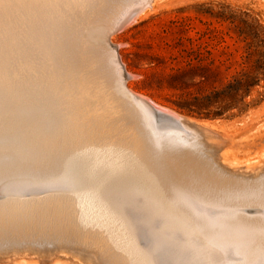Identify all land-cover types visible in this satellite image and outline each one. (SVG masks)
<instances>
[{"label": "rangeland", "instance_id": "rangeland-1", "mask_svg": "<svg viewBox=\"0 0 264 264\" xmlns=\"http://www.w3.org/2000/svg\"><path fill=\"white\" fill-rule=\"evenodd\" d=\"M16 1L0 0V102L2 103L0 104V110L2 111L0 112V118L2 117L0 120H3L0 121V187L2 186L6 190L0 188V264H102V259L105 261L104 264H117L118 261V264H264V253H262L264 247H249V250L240 247L235 240L236 235L234 233L236 232L233 228L227 224H222L223 219L229 216L240 203L232 194L234 192L232 187L237 186L235 181L233 183V178L250 180L259 172L264 174V0H49L50 4L48 0H30L31 3L29 0H20L23 3L19 0L20 3L18 1L16 3ZM150 1L153 6L150 5ZM26 4L31 5L28 7ZM143 5L146 6L142 9ZM144 8L147 9H145V12ZM24 13L26 16L23 15ZM64 15H66V18ZM74 16L83 20H77ZM55 20L59 22L56 24ZM61 20L63 21L61 22ZM72 20L74 24L71 27L68 24H72ZM55 24L61 30H64L62 24L65 25V28L68 26L67 29H69H65L67 30L65 32L60 30L61 33L54 26ZM52 25L56 29H53ZM121 27L123 31L119 32ZM57 31L60 32L61 36L58 35ZM76 33L79 35L77 36ZM63 34L64 36H62ZM110 34L112 35L109 36ZM58 36L61 37L60 39L68 37V41H63L64 43L61 41L64 46ZM68 43H72V46L78 45L72 47ZM66 45L69 46V49ZM113 49L114 51H112ZM60 54H62V57H60ZM96 54L104 57L111 64L114 73L120 78L119 81L127 89H130L133 94H137L143 100L149 99L155 104L182 115L201 126L204 140H207L206 142L212 148H217L216 164L222 163L227 167L224 172L217 173L201 163L199 164L198 161L191 158L192 152L187 147L180 148L179 153L176 154L167 151L166 148L168 149L178 142V144L189 146L185 136L179 130L171 128L170 125H162L164 119L155 115L142 99L141 104V101L128 98L122 94V84L109 79L104 74ZM117 55L121 57L126 73H130L132 76L129 80H126L125 73L121 75L124 80L121 76L119 77L117 62H115L118 59ZM66 57L70 59L65 60ZM42 65H46V67ZM16 69L19 71L18 73ZM19 75H21V78ZM251 84L253 86L247 94V87ZM35 86L36 88H34ZM70 89H73V91H70ZM111 94H113V97ZM88 96L91 100H88ZM108 96L110 97L108 98ZM88 101L89 103H87ZM101 101H104V105L106 104L108 107L106 105L101 106L103 105ZM105 101L107 103L110 101L111 106ZM114 101L116 105L118 104L117 106L113 105ZM92 103L93 106H91ZM80 105L82 109L79 108ZM105 107L106 110H109L108 112L104 109ZM88 108L90 111H87ZM98 109L103 112H99ZM112 109L113 111H111ZM116 110L119 112L117 113ZM126 110L127 112L123 113ZM80 113L82 114L80 115ZM107 113H109V116ZM135 113L137 114L135 115ZM111 114L114 115L111 116ZM82 115L84 117H81ZM95 115L101 118L99 119ZM127 116L129 119H127ZM102 118L104 121H101ZM119 118H122L124 124L121 123L122 120ZM106 122L108 123L106 124ZM116 123L119 126H116ZM8 127L10 128L8 129ZM112 128L114 130H111ZM123 132H126L125 135ZM144 132H146V135H144ZM135 133L137 138H135ZM68 137L69 139H67ZM127 140L130 141L129 144ZM115 141L117 143L121 141L122 144L119 143L120 147ZM52 142L54 143L52 144ZM127 144L132 148L128 146V149ZM137 145L140 148H137ZM141 148L145 152L138 151ZM98 149H102V152ZM121 150L123 153H120ZM112 152L114 153L112 154ZM177 156H181L179 160ZM16 160L18 164H15ZM20 161L25 166H22ZM9 166L10 168H8ZM118 166L119 168H116ZM134 167L135 169H133ZM120 168L122 169L120 170ZM74 169H77V172ZM117 169L119 170L117 171ZM225 171L227 172L225 173ZM229 173L231 174L229 175ZM26 174L28 177L25 176ZM82 176L85 178H82ZM165 178L167 179L165 180ZM231 178L232 182H228ZM94 180L97 182H94ZM182 181L184 182L182 183ZM107 183L108 185H105ZM130 183L133 185L130 186ZM7 184L11 185L8 190L6 189L9 187ZM12 188L13 190H11ZM18 188L19 190H17ZM10 190L13 192H10ZM85 192L87 193L85 194ZM89 192H92L91 196L93 198L94 195H99V197L98 195L95 197V201L100 200L97 202L99 205L96 206L100 209L93 208L96 205L95 198H91L88 195ZM29 193L31 194L29 195ZM212 194L215 196L213 197ZM262 195L259 198L264 203L262 200L264 196ZM89 197L91 200H86ZM83 201L92 202V207L89 206L90 204L88 205V202L83 204ZM82 205L84 208L81 207ZM85 206L90 207V210ZM16 208L18 209L16 210ZM263 208L264 206L247 207L248 210L243 209V213L262 216L264 214ZM84 209H86V212ZM94 209L98 213L93 212ZM65 211L67 212L65 213ZM186 211L188 212L186 213ZM99 212L101 215H98ZM119 213L121 216L123 215L122 218ZM114 217L117 219L115 218V220ZM119 217L120 219H118ZM113 219L114 224L117 223V226H114L111 222ZM45 220L47 224L44 223ZM106 220H111L110 224H107L109 221ZM127 220L129 223H127ZM53 221L59 223L56 224ZM60 221H62L61 224ZM65 221L67 224H64ZM104 224L107 225H105V228L109 227L110 229L103 228ZM118 224L122 226L121 228L124 231ZM81 225L84 232L78 230ZM59 226L60 228H58ZM55 227L58 231L55 230ZM115 227L119 231L115 230ZM67 228L69 231H67ZM187 228H190V232ZM76 229L77 235L74 231ZM106 230L113 232L106 233ZM70 231L74 232L71 233ZM79 232L83 234H79ZM135 233H138V235H133ZM80 235L83 239H86L83 240ZM131 236L135 238L133 239ZM141 236L143 237L139 244ZM185 236L186 238H184ZM73 237H75V240ZM90 238L91 241L88 240ZM115 238L121 241L118 242ZM77 239L79 242H76ZM106 239L111 243H108ZM123 240H125V243ZM105 241L112 245H108ZM27 242H32L30 247ZM192 242L198 246L192 244ZM70 243L71 245H69ZM132 243L140 251L141 249L146 250L147 247H153L150 252L152 255L146 257V260L143 259V262H138L132 255L127 253L126 246ZM92 244L93 246H91ZM78 245H81V247L78 248ZM72 246H76V248L74 247L76 250ZM192 246L196 249H193ZM115 247L117 248L113 249ZM138 247L142 248L139 249ZM159 248L162 250H157ZM121 249L125 250V253ZM203 252L205 253L202 254ZM117 253L118 255H116ZM170 253L172 254L170 255ZM123 254L128 256L124 255V257ZM121 256L123 257L121 258ZM222 256L224 257L222 258ZM185 257L187 258L185 259ZM124 258H126L125 262L123 261Z\"/></svg>", "mask_w": 264, "mask_h": 264}, {"label": "bare ground", "instance_id": "bare-ground-1", "mask_svg": "<svg viewBox=\"0 0 264 264\" xmlns=\"http://www.w3.org/2000/svg\"><path fill=\"white\" fill-rule=\"evenodd\" d=\"M14 1V0H13ZM16 1V0H15ZM18 1V0H17ZM17 1H16V3H17ZM20 1V0H19ZM18 1V2H19ZM25 1H27V0H25ZM37 1H39V0H37ZM36 1V2H37ZM42 1V0H41ZM49 1V0H48ZM65 1H67V0H65ZM140 1V0H139ZM152 1V0H151ZM151 1H150V5H151ZM20 2H22V1H20ZM19 2V3H20ZM29 2L31 3V1L29 0ZM60 2V1H59ZM23 3V2H22ZM34 3H35V1H34ZM44 3V2H43ZM54 3V2H53ZM58 3V2H57ZM68 3V2H67ZM37 4H38V2H37ZM36 4V5H37ZM40 4V3H39ZM47 4V3H46ZM45 4V5H46ZM49 4H50V1H49ZM98 4V3H97ZM148 4H149V2H148ZM148 4H146L147 5V7H149V5ZM1 5V4H0ZM18 5V4H17ZM27 6H28V4H26ZM31 5V4H30ZM29 5V6H30ZM101 5V4H100ZM146 5H143L142 6V9H143V7H145ZM28 6V7H29ZM57 6V5H56ZM80 6V5H79ZM132 6V5H131ZM138 6H139V4H138ZM151 6H153V4L151 5ZM15 7V6H14ZM19 7V6H18ZM24 7V6H23ZM33 7V6H32ZM47 7V6H46ZM48 7H50V6H48ZM104 7V6H103ZM11 8V7H10ZM9 8V9H10ZM53 8V7H52ZM95 8V7H94ZM151 8V7H150ZM18 9V8H17ZM16 9V10H17ZM21 9V8H20ZM28 9V8H27ZM35 9V8H34ZM37 9V8H36ZM47 9V8H46ZM78 9V8H77ZM142 9H140V10H142ZM145 9L146 8H144V12H145ZM149 9V8H148ZM21 10H23V9H21ZM92 10V9H91ZM99 10V9H98ZM104 10V9H103ZM102 10V11H103ZM147 10V9H146ZM43 12V11H42ZM141 12H143V11H141ZM141 12H139V13H141ZM4 13V12H3ZM17 13V12H16ZM71 13V12H70ZM121 13V12H120ZM138 13V14H139ZM33 14V13H32ZM63 14H65V13H63ZM72 14V13H71ZM11 15H12V13H11ZM23 15H25V13L23 14ZM38 15V14H37ZM40 15V14H39ZM78 15V14H77ZM105 15V14H104ZM15 16V15H14ZM26 16V15H25ZM63 16V15H62ZM62 16H60V18L62 17ZM65 16V18H66V15H64ZM73 16V15H72ZM71 16V17H72ZM2 17V16H1ZM13 17V16H12ZM21 18H22V15L20 16ZM58 17V16H57ZM77 17V16H76ZM75 16H74V18H76ZM80 17V16H79ZM82 17V16H81ZM70 18V17H69ZM100 18V17H99ZM115 18V17H114ZM137 18V17H136ZM61 19H63V18H61ZM68 19V18H67ZM77 19V18H76ZM82 19V18H81ZM80 18L79 19H77V20H81ZM9 20V19H8ZM17 20V19H16ZM58 20V19H57ZM65 20V19H64ZM69 20V19H68ZM67 20V22H69ZM83 20V19H82ZM86 20V19H85ZM63 20H61V22H62ZM87 21V20H86ZM57 22H59V21H57ZM57 22H56V20H55V23L57 24ZM72 22H73V20H72ZM77 23V22H76ZM75 23V24H76ZM81 23V22H80ZM79 23V24H80ZM16 24V23H15ZM30 24V23H29ZM56 24L54 25V26H56ZM68 24V23H67ZM74 24V22L72 23V24H68V25H71V27H72V25ZM78 24V23H77ZM98 24V23H97ZM63 25V26H62ZM62 25H60V26H62L61 28L62 29H64V30H61V29H59L57 26V28L59 29V31L61 30V31H67L68 29H67V27L65 28V25L64 24H62ZM86 25V24H85ZM14 26V25H13ZM20 26V25H19ZM23 26V25H22ZM26 26V25H25ZM53 26V25H52ZM53 26V29H56V27H54ZM75 26V25H74ZM80 26V25H79ZM1 27V26H0ZM83 27V26H82ZM44 28V27H43ZM77 28V27H76ZM65 29H67V30H65ZM75 29V28H74ZM74 29H73V32H74ZM7 30V29H6ZM13 30V29H12ZM25 30V29H24ZM77 30V29H76ZM22 31V30H21ZM56 31V30H55ZM60 31V32H61ZM95 31V30H94ZM26 32V31H25ZM41 32V31H40ZM48 32V31H47ZM60 32H58L57 31V33H58V35L59 36H61L59 33ZM20 33V32H19ZM62 33V32H61ZM67 33V32H66ZM66 33H64V34H66ZM78 33V32H77ZM76 33V34H77ZM64 34L62 35V36H64ZM72 34H74V33H72ZM71 34V35H72ZM114 34V33H113ZM1 35V34H0ZM67 35V34H66ZM70 35V36H71ZM79 34H77V36H78ZM99 35V34H98ZM112 34H110L109 36H111ZM2 36H3V34H2ZM18 36V35H17ZM59 36H58V38H59ZM67 36H69V35H67ZM72 36H74V35H72ZM5 37H7L6 35H5ZM13 37V36H12ZM12 37H10V38H12ZM66 37V36H65ZM1 38V37H0ZM15 38V37H14ZM20 38H22V37H20ZM29 38V37H28ZM36 38V37H35ZM61 38V37H60ZM59 38V39H60ZM85 38V37H84ZM27 39V38H26ZM65 39V38H64ZM64 39H60V42L62 41H68V37H66V39L64 40ZM80 39V38H79ZM110 39H112L111 37H110ZM6 40V39H5ZM70 40V39H69ZM75 40V39H74ZM95 40V39H94ZM77 41V40H76ZM13 42H14V39H13ZM59 42V41H58ZM61 42V43H62ZM71 42V41H70ZM69 42V43H70ZM79 42V41H78ZM83 42V41H82ZM110 42V41H109ZM64 43V42H63ZM63 43H62V45H63ZM68 43V44H69ZM99 43H101V42H99ZM21 44H22V42H21ZM76 44V43H75ZM110 44H111V42H110ZM72 46V43L71 44H69V46ZM78 45V44H77ZM77 45H73V46H77ZM99 45V44H98ZM112 45V44H111ZM13 46V45H12ZM59 47L61 46V45H58ZM64 46V45H63ZM67 46V45H66ZM69 46H67V48L69 49ZM72 46V47H73ZM27 47V46H26ZM53 47V46H52ZM85 47V46H84ZM87 47V46H86ZM93 47V46H92ZM21 48V47H20ZM57 48V47H56ZM62 48V47H61ZM65 48V47H64ZM71 48V47H70ZM75 48V47H74ZM120 48V47H119ZM11 49V48H10ZM9 49V50H10ZM60 49V48H59ZM72 49V48H71ZM115 49V48H114ZM114 49L112 50V51H114ZM1 50V49H0ZM12 50V49H11ZM24 50V49H23ZM61 50V49H60ZM64 50H66V49H64ZM101 50V49H100ZM119 50V49H118ZM6 51V50H5ZM15 51V50H14ZM37 51V50H36ZM62 51H63V49H62ZM106 51V50H105ZM28 52V51H27ZM63 52H65L66 53V51H63ZM73 52V51H72ZM91 52V51H90ZM90 52H89V55H90ZM95 52V51H94ZM104 52V51H103ZM116 52H117V50H116ZM32 53V52H31ZM60 53H62V52H60ZM65 53H63V54H65ZM99 53V52H98ZM100 53H102V52H100ZM99 53V54H100ZM106 53V52H105ZM104 53V54H105ZM12 54H13V52H12ZM21 54V53H20ZM73 54V53H72ZM79 54V53H78ZM95 54V53H94ZM103 54V53H102ZM16 55V54H15ZM19 55V54H18ZM33 55V54H32ZM37 56H38V54H36ZM62 54H60V57H62L61 56ZM81 55V54H80ZM85 55V54H84ZM97 55V54H96ZM106 55H107V53H106ZM106 55H105V57H106ZM114 55V54H113ZM112 55V56H113ZM2 56V55H1ZM20 56V55H19ZM83 56V55H82ZM81 56V57H82ZM115 56H116V54H115ZM118 56V55H117ZM4 57V56H3ZM2 57V58H3ZM9 57V56H8ZM7 57V58H8ZM17 57V56H16ZM24 57H25V55H24ZM43 57V56H42ZM20 58V57H19ZM19 58H18V60H19ZM36 58V57H35ZM75 58V57H74ZM109 58V57H108ZM111 58H113V57H111ZM121 58V57H120ZM12 59V58H11ZM49 59V58H48ZM67 59V57L65 58V60ZM68 59H70V58H68ZM67 59V60H68ZM97 59H98V61L100 62V65H101V68L103 69V72H104V74L109 78V79H112L113 81H117V82H120L119 80H120V78H118V76H116V73H114V71H113V69H112V66H111V64H109L108 62H107V60L104 58V57H100L99 55H97ZM115 59V58H114ZM113 59V60H114ZM6 60V59H5ZM10 60V59H9ZM22 60V59H21ZM63 60V59H62ZM109 60H110V58H109ZM112 60V61H113ZM16 61V60H15ZM111 61V60H110ZM18 62V61H17ZM38 62V61H37ZM42 62V61H41ZM44 62V61H43ZM85 62V61H84ZM114 62V61H113ZM115 62H117L116 63V65L118 66L117 67V71H118V74H119V77L123 74V73H125V71L123 70V68L121 67V65H120V63H119V61H118V59L115 61ZM123 62V61H122ZM4 63H5V61H4ZM31 63V62H30ZM75 63V62H74ZM111 63V62H110ZM15 64V63H14ZM23 65L25 64V63H22ZM40 64H42V63H40ZM67 64H69V63H67ZM95 64V63H94ZM114 64V63H113ZM18 65V64H17ZM16 65V66H17ZM27 65V64H26ZM25 65V66H26ZM115 65V64H114ZM114 65H113V67H114ZM15 66V65H14ZM19 66V65H18ZM24 66V67H25ZM42 66H45L46 67V65H42ZM50 66V65H49ZM69 66H70V64H69ZM68 66V67H69ZM74 66V65H73ZM31 67V66H30ZM75 67H77V66H75ZM93 67V66H92ZM12 68V67H11ZM16 68V67H15ZM54 68V67H53ZM71 68V67H70ZM84 68V67H83ZM90 68V67H89ZM116 68V67H115ZM20 69V68H19ZM45 69V68H44ZM92 69V68H91ZM56 70V69H55ZM25 71H27V70H25ZM33 71V70H32ZM82 71V70H81ZM3 72V71H2ZM1 72V73H2ZM16 72L18 73L19 71H17V69H16ZM96 72V71H95ZM21 73V72H20ZM60 73V72H59ZM11 74V73H10ZM30 74V73H29ZM61 74V73H60ZM77 74V73H76ZM81 74H83V73H81ZM87 75H88V73H86ZM18 75V74H17ZM24 76H25V74H23ZM27 75V74H26ZM93 75V74H92ZM105 75H103V76H105ZM129 75V77L130 78H132V76L130 75V73L128 74ZM0 76H1V74H0ZM8 76V75H7ZM21 75H19V77H20ZM31 76V75H30ZM36 76V75H35ZM73 76V75H72ZM102 76V75H101ZM124 76H125V74H124ZM134 76V75H133ZM16 77H18V76H16ZM62 77V76H61ZM76 77H78V76H76ZM75 77V78H76ZM90 77V76H89ZM122 77V76H121ZM1 78V77H0ZM21 78V77H20ZM31 78V77H30ZM52 78V77H51ZM80 78V77H79ZM124 77H122V79H123ZM135 78V77H134ZM133 78V79H134ZM4 79H5V77H4ZM14 80H15V78H13ZM12 79V80H13ZM16 79H18V78H16ZM60 79V78H59ZM72 79V78H71ZM74 79V78H73ZM93 79V78H92ZM102 79V78H101ZM27 80V79H26ZM85 80H86V78H85ZM95 80V79H94ZM106 80V82H107V78L105 79ZM124 80V79H123ZM9 81V80H8ZM36 81V80H35ZM53 81V80H52ZM88 81V80H87ZM30 82V81H29ZM53 82H55V81H53ZM68 82V81H67ZM76 82V81H75ZM9 83V82H8ZM28 83V82H27ZM121 83V82H120ZM55 84V83H54ZM107 84V83H106ZM122 84V83H121ZM50 85H52V84H50ZM116 85V84H115ZM12 86V85H11ZM76 86V85H75ZM119 86V85H118ZM41 87V86H40ZM49 87V86H48ZM74 87V86H73ZM34 88H36V86L34 87ZM55 88V87H54ZM107 88V87H106ZM60 89V88H59ZM64 89V88H63ZM67 89V88H66ZM69 89V88H68ZM78 89H81V88H78ZM104 89V88H103ZM1 90V89H0ZM13 90V89H12ZM22 90V89H21ZM61 90V89H60ZM75 90V89H74ZM5 91V90H4ZM62 91V90H61ZM70 91H73V89L71 90L70 89ZM76 91V90H75ZM100 91H101V89H100ZM38 92V91H37ZM80 92V91H79ZM63 93V92H62ZM72 93V92H71ZM121 93L122 94H124L125 96H127L128 98H135V99H137L136 97H134L133 96V94H132V91H130V89H127L126 88V86L124 85V84H122L121 85ZM8 94V93H7ZM18 94V93H17ZM30 94V93H29ZM50 94V93H49ZM105 94V93H104ZM44 95V94H43ZM81 95H82V93H81ZM107 95V94H106ZM109 95V94H108ZM137 95V94H136ZM5 96V95H4ZM6 96H8V95H6ZM20 96V95H19ZM27 96V95H26ZM52 96V95H51ZM79 96V95H78ZM87 96V95H86ZM90 96V95H89ZM89 96H88V100L90 99L91 100V98H89ZM96 96V95H95ZM100 96V95H99ZM111 96L113 97V94H111ZM116 96V95H115ZM40 97V96H39ZM81 97V96H80ZM110 96H108V98H109ZM139 97V96H138ZM24 98V97H23ZM31 98V97H30ZM52 98V97H51ZM102 98V97H101ZM104 98V97H103ZM107 98V99H108ZM115 98V97H114ZM140 98V97H139ZM38 99V98H37ZM53 99V98H52ZM68 99V98H67ZM80 99V98H79ZM86 99V98H85ZM98 99V98H97ZM97 99H96V101H97ZM113 99V98H112ZM142 98H140V99H137V100H139V101H141V104H142V100H141ZM12 100V99H11ZM28 100V99H27ZM81 100V99H80ZM103 100V99H102ZM104 100H106V99H104ZM147 100H149V99H147ZM34 101V100H33ZM38 101V100H37ZM50 101V100H49ZM68 101V100H67ZM112 101V100H111ZM116 101H117V98H116ZM129 101V100H128ZM151 101V100H150ZM71 102V101H70ZM86 102V101H85ZM104 101H101V103H103ZM106 102V101H105ZM110 102V101H109ZM109 102L107 103V104H109ZM148 107H149V109H151V111H153L154 113H155V115L157 114L156 113V110H154L149 104H147L145 101H143ZM155 106H158L159 108H162V109H164V110H166L169 114H171V115H174V116H176V117H178L180 120H181V124H182V126H183V130H179V132L182 134V135H184L185 136V139L188 141V144H189V146H187V145H182V144H178L177 142V144L176 145H172V146H170L168 149L166 148V150L167 151H169V152H172V153H179V150H180V148H184V147H187V148H189V150L192 152V154H191V158L192 159H194V160H196V161H198V163L200 164H202L203 166H205L206 168H209V169H211V170H213L214 172H217V173H223L224 172V170L227 168L226 166H224L222 163H219V164H216V160H217V158H216V154H217V148H212V146L211 145H209L204 139V136H203V130L200 128L201 126H199V125H197L196 123H194L193 121H191V120H189L188 118H186V117H184V116H182V115H179V114H177V113H174V112H171L170 110H167V109H165V108H163V106L161 107V106H159V105H157V104H155L153 101H151ZM87 103H89V101L87 102ZM112 103V102H111ZM133 103V102H132ZM131 103V104H132ZM0 104H2L1 102H0ZM9 104V103H8ZM15 104V103H14ZM52 104V103H51ZM70 104V103H69ZM76 104V103H75ZM84 104H86V103H84ZM133 104H135V103H133ZM91 105V104H90ZM90 105L88 106L89 108H90ZM106 105V104H105ZM104 105V103H103V105H101V106H105ZM113 105H115V106H117L116 104H115V101H114V104ZM144 105V104H143ZM146 105H144V106H146ZM38 106H40V105H38ZM81 106V105H80ZM91 106H93V103H92V105ZM97 106V105H96ZM107 106V105H106ZM109 106H111L110 104H109ZM134 106V105H133ZM132 106V107H133ZM28 107V106H27ZM42 107V106H41ZM100 107V106H99ZM108 107V106H107ZM43 108V107H42ZM41 108V109H42ZM79 108H81L82 109V106L81 107H79ZM87 108V107H86ZM89 108L87 109V111L89 110ZM92 108V107H91ZM97 108V107H96ZM113 109H114V107H112ZM45 109V108H44ZM78 109V108H77ZM105 110H106V107L104 108ZM113 109L111 110V111H113ZM117 109V108H116ZM147 109V108H146ZM3 110V109H2ZM7 110H10V109H7ZM15 110V109H14ZM13 110V111H14ZM83 110H85V109H83ZM92 110V109H91ZM96 110V109H95ZM99 110V112H101L100 111V109H98ZM102 110H103V108H102ZM123 110V109H122ZM128 110V109H127ZM127 110L126 111H123V113L124 112H127ZM11 111V110H10ZM78 111V110H77ZM86 111V110H85ZM87 111H86V113H87ZM90 111V110H89ZM107 112L109 111V110H106ZM117 111V110H116ZM121 111V110H120ZM138 111V110H137ZM0 112H2L1 110H0ZM4 112H5V109H4ZM84 112V111H83ZM99 112H97V113H99ZM103 112V111H102ZM101 112V113H102ZM119 111H117V113H118ZM129 112V111H128ZM134 112V111H133ZM78 113V112H77ZM86 113H85V115H86ZM89 113V112H88ZM93 113V112H92ZM95 114H96V112H94ZM106 113V112H105ZM116 113V112H115ZM142 113H144V112H142ZM4 114V113H3ZM13 114V113H12ZM20 114V113H19ZM75 114V113H74ZM82 113H80V115H81ZM109 113H107V115H108ZM120 114V113H119ZM122 114V113H121ZM128 114H130V113H128ZM127 114V115H128ZM137 113H135V115H136ZM7 115V114H6ZM39 115V114H38ZM49 115V114H48ZM89 115V114H88ZM97 115V114H96ZM95 115V116H96ZM99 115V114H98ZM114 115V114H113ZM112 114H111V116H113ZM116 115V114H115ZM12 116V115H11ZM14 116H16V115H14ZM18 116V115H17ZM16 116V117H17ZM41 116V115H40ZM94 116V117H95ZM99 116H101V115H99ZM105 116V115H104ZM109 116V115H108ZM120 116V115H119ZM124 116V115H123ZM122 116V117H123ZM126 116V115H125ZM124 116V117H125ZM140 116V115H139ZM145 116V115H144ZM28 117V116H27ZM37 117V116H36ZM81 117H84L83 115L81 116ZM97 118H101V117H98V116H96ZM95 117V118H96ZM103 117V116H102ZM106 117V116H105ZM123 117V118H124ZM128 117V116H127ZM126 117V118H127ZM134 117V116H133ZM141 117V116H140ZM151 117V116H150ZM80 118V117H79ZM85 118H87V117H85ZM109 119H110V117H108ZM107 118V119H108ZM135 118V117H134ZM133 118V119H134ZM160 118V117H159ZM166 118V117H165ZM0 119H2V117L0 118ZM4 119V118H3ZM7 119V118H6ZM89 119V118H88ZM87 119V120H88ZM91 119V118H90ZM118 119V118H117ZM117 119H115V120H117ZM119 119H121L122 120V118H119ZM125 119V118H124ZM127 119H129V117L127 118ZM130 119H131V117H130ZM138 119H140V118H138ZM142 119V118H141ZM163 119V118H162ZM10 120V119H9ZM19 120V119H18ZM87 120H85V121H87ZM93 120V119H92ZM106 120V119H105ZM113 120V119H112ZM1 121V120H0ZM3 121V120H2ZM1 121V122H2ZM22 121V120H21ZM72 121V120H71ZM84 121V122H85ZM98 121V120H97ZM101 121H104L103 120V118L101 119ZM108 121V120H107ZM110 121V120H109ZM13 122V121H12ZM75 122V121H74ZM73 122V123H74ZM90 122V121H89ZM88 122V123H89ZM100 122V121H99ZM124 122H125V120H124ZM134 122V121H133ZM6 123V122H5ZM9 123V122H8ZM49 123V122H48ZM51 123V122H50ZM72 123V124H73ZM87 123V122H86ZM92 123V122H91ZM108 122H106V124H107ZM112 123V122H111ZM121 123H123V120H122V122ZM143 123V122H142ZM2 124V123H1ZM22 125H23V123H21ZM90 124V123H89ZM92 124H94V123H92ZM97 124H99L98 122H97ZM105 124V125H106ZM124 124V123H123ZM122 124V125H123ZM125 124H126V122H125ZM145 124V123H144ZM144 124H143V126H144ZM33 125V124H32ZM57 125V124H56ZM100 125V124H99ZM102 125V124H101ZM110 125H112V124H110ZM130 125V124H129ZM6 126V125H5ZM25 126V125H24ZM29 126V125H28ZM55 126V125H54ZM79 126V125H78ZM113 126V125H112ZM116 126H119V124H117L116 123ZM13 127H15V126H13ZM43 127V126H42ZM41 127V128H42ZM58 127V126H57ZM94 127V126H93ZM107 127H108V125H107ZM122 127V126H121ZM10 127H8V129H9ZM16 128V127H15ZM14 128V129H15ZM95 128H97V127H95ZM146 128V127H145ZM4 129V128H3ZM94 129V128H93ZM100 129V128H99ZM142 129V128H141ZM147 129V128H146ZM145 129V130H146ZM11 130V129H10ZM24 130V129H23ZM78 130V129H77ZM111 130H114L113 128L111 129ZM124 130V129H123ZM139 130V129H138ZM18 131V130H17ZM29 131V130H28ZM57 131V130H56ZM88 131V130H87ZM128 131V130H127ZM130 131V130H129ZM148 131V130H147ZM36 132H38V131H36ZM42 132V131H41ZM58 132H59V130H58ZM84 132H85V130H84ZM102 132V131H101ZM114 132V131H113ZM113 132H111V133H113ZM131 132H132V130H131ZM130 132V133H131ZM39 133H40V131H39ZM73 133H74V130H73ZM103 133V132H102ZM107 133V132H106ZM126 133V132H125ZM125 133L123 132V134L125 135ZM145 134L144 135H146V132H144ZM150 133V132H149ZM153 133V132H152ZM29 134V133H28ZM76 134V133H75ZM128 134V133H127ZM142 134V133H141ZM140 134V135H141ZM14 135V134H13ZM109 135H110V133H109ZM129 135V134H128ZM143 135V134H142ZM143 135V136H144ZM153 135V134H152ZM169 135V134H168ZM205 135H206V133H205ZM8 136V135H7ZM38 136H39V134H38ZM106 136H108V135H106ZM105 136V137H106ZM138 136V135H137ZM176 136V135H175ZM28 137V136H27ZM47 137V136H46ZM56 137V136H55ZM82 137V136H81ZM157 137V136H156ZM206 137V136H205ZM12 138V137H11ZM107 138V137H106ZM119 138H122V137H119ZM126 138V137H125ZM128 138V137H127ZM135 138H137L136 137V133H135ZM207 138V137H206ZM31 139V138H30ZM40 139V138H39ZM67 139H69V137L67 138ZM73 139V138H72ZM94 139V138H93ZM54 140V139H53ZM52 140V141H53ZM76 140V139H75ZM116 140H117V138H116ZM129 140V139H128ZM127 140V142H128V144L130 143V141H128ZM130 140H132V139H130ZM138 140V139H137ZM143 140H145V139H143ZM43 141V140H42ZM126 141V140H125ZM133 141V140H132ZM131 141V142H132ZM13 142H14V140H13ZM60 142V141H59ZM58 142V143H59ZM88 142V141H87ZM110 142H111V140H110ZM116 142V141H115ZM127 142H124V143H127ZM163 142V141H162ZM44 143V142H43ZM54 142H52V144H53ZM117 143V142H116ZM119 143H121V141L119 142ZM119 143H117L118 145H119V147H120V144ZM139 143H140V141H139ZM152 143V142H151ZM55 144H57V143H55ZM109 144V143H108ZM122 144V143H121ZM127 144V147L128 146H130V145H128ZM142 144H143V142H142ZM44 145H45V143H44ZM168 145V144H167ZM46 146V145H45ZM44 146V147H45ZM67 146V145H66ZM65 146V147H66ZM105 146V145H104ZM113 147H114V145H112ZM134 146H136V145H134ZM138 146V145H137ZM166 146V145H165ZM34 147V146H33ZM64 147V146H63ZM118 147V146H117ZM131 147V146H130ZM145 147V146H144ZM47 148V147H46ZM45 148V149H46ZM53 148V147H52ZM67 148V147H66ZM74 148V147H73ZM105 148V147H104ZM110 148V147H109ZM123 148V147H122ZM124 148H126V147H124ZM132 148V147H131ZM136 148V147H135ZM137 148H140L139 146L137 147ZM40 149V148H39ZM103 149V148H102ZM101 149V150H102ZM107 149V148H106ZM115 149V148H114ZM116 149H118V148H116ZM127 149V148H126ZM128 149H129V147H128ZM146 149V148H145ZM51 150V149H50ZM73 150V149H72ZM100 149H98V151H99ZM100 150V151H101ZM112 150V149H111ZM119 150H120V148H119ZM137 150V149H136ZM104 151H106V150H104ZM113 151V150H112ZM134 151V150H133ZM138 151H144L145 152V150H143L142 148H141V150H138ZM201 151H203V152H201ZM33 152V151H32ZM52 152V151H51ZM102 152V151H101ZM107 152V151H106ZM125 152V151H124ZM129 152V151H128ZM135 152V151H134ZM140 152V153H141ZM147 152V151H146ZM159 152V151H158ZM111 153V152H110ZM114 152H112V154H113ZM120 153H123L122 152V150L120 151ZM120 153H118V154H120ZM20 154V153H19ZM51 154V153H50ZM101 154V153H100ZM134 154V153H133ZM29 155V154H28ZM44 155V154H43ZM93 155V154H92ZM98 155H99V153H98ZM127 155V154H126ZM146 155V154H145ZM31 156H32V154H31ZM117 156V155H116ZM122 156V155H121ZM135 156V155H134ZM139 156V155H138ZM152 156V155H151ZM175 156V155H174ZM179 156V155H178ZM177 156V157H178ZM5 157V156H4ZM28 157V156H27ZM33 157V156H32ZM88 157V156H87ZM91 157V156H90ZM129 158H130V156H128ZM155 157V156H154ZM181 157V156H180ZM180 157H178V160H179V158ZM103 158H105L104 156H103ZM107 158V157H106ZM109 158H110V156H109ZM109 158H107V159H109ZM133 158V157H132ZM145 158V157H144ZM11 159V158H10ZM18 159H20V158H18ZM149 159V158H148ZM154 159V158H153ZM44 160V159H43ZM98 160V159H97ZM97 160H96V162H97ZM111 160H112V158H111ZM110 160V161H111ZM115 160V159H114ZM117 160H118V158H117ZM130 160V159H129ZM134 160V159H133ZM137 160V159H136ZM141 160H143V159H141ZM155 160V159H154ZM82 161V160H81ZM119 161V160H118ZM127 161V160H126ZM157 161V160H156ZM164 161V160H163ZM100 162V161H99ZM107 162V161H106ZM112 162H113V160H112ZM115 162V161H114ZM129 162V161H128ZM137 162H138V160H137ZM141 162V161H140ZM139 162V163H140ZM183 162V161H182ZM10 163H11V161H10ZM20 163H21V161H20ZM78 163V162H77ZM108 163V162H107ZM118 163V162H117ZM132 163V162H131ZM138 163V164H139ZM179 163H180V161H179ZM15 164H18L17 163V160H16V163ZM25 164H26V162H25ZM54 164V163H53ZM53 164H52V166H53ZM104 164V163H103ZM111 164V163H110ZM127 164V163H126ZM133 164V163H132ZM134 164H135V161H134ZM169 164V163H168ZM178 164V163H177ZM21 165H22V163H21ZM24 165V164H23ZM22 165V166H23ZM28 165V164H27ZM26 165V166H27ZM30 165V164H29ZM58 165H60V164H58ZM77 166L79 165V164H76ZM116 165H118V164H116ZM115 165V166H116ZM153 165H154V162H153ZM164 165V164H163ZM182 165H183V163H182ZM25 166V165H24ZM46 166V165H45ZM57 166V165H56ZM83 166V165H82ZM94 166V165H93ZM105 166V165H104ZM113 166V165H112ZM125 166V165H124ZM128 166V165H127ZM142 166V165H141ZM144 166V165H143ZM157 166V165H156ZM181 166V165H180ZM70 167H72V166H70ZM74 167H75V165H74ZM80 167V166H79ZM78 167V168H79ZM96 167V166H95ZM109 167V166H108ZM107 167V168H108ZM122 168H124L123 166H121ZM129 167V166H128ZM133 167V166H132ZM131 167V168H132ZM139 167V166H138ZM158 167V166H157ZM164 167H166L165 165H164ZM8 168H10V166L8 167ZM19 168V167H18ZM26 168V167H25ZM82 168V167H81ZM89 168V167H88ZM93 168V167H92ZM106 168V169H107ZM110 168V167H109ZM116 168H119V166L118 167H116ZM122 168H120V170L122 169ZM147 168V167H146ZM150 168V167H149ZM170 168V167H169ZM169 168H168V170H169ZM2 169V168H1ZM20 169V168H19ZM22 169V168H21ZM29 169V168H28ZM91 169V168H90ZM103 169V168H102ZM113 169V168H112ZM130 169V168H129ZM133 169H135V167L133 168ZM161 169H162V167H161ZM179 169V168H178ZM32 170V169H31ZM36 170H38V169H36ZM53 170V169H52ZM73 170V169H72ZM71 170V171H72ZM75 170V169H74ZM81 170V169H80ZM109 170V169H108ZM114 170V169H113ZM119 169H117V171H118ZM18 171V170H17ZM20 171V170H19ZM25 171H26V169H25ZM25 171H23V172H25ZM41 171V170H40ZM76 172H77V169L75 170ZM99 171V170H98ZM140 171V170H139ZM139 171H136V172H139ZM143 171V170H142ZM145 172H146V170H144ZM165 171H166V169H165ZM182 171V170H181ZM191 171V170H190ZM15 172V171H14ZM27 172V171H26ZM33 172V171H32ZM39 172V171H38ZM50 172V171H49ZM82 172H83V170H82ZM88 172V171H87ZM93 172V171H92ZM106 172V171H105ZM136 172H134V173H136ZM162 172H163V169H162ZM167 172H169V171H167ZM170 172H171V169H170ZM173 172V171H172ZM177 172V171H176ZM227 171H225V173H226ZM7 173V172H6ZM110 173V172H109ZM131 173V172H130ZM164 173V172H163ZM175 173V172H174ZM1 174V173H0ZM20 174H21V172H20ZM39 174V173H38ZM71 174H74V173H71ZM78 174V173H77ZM84 174H85V171H84ZM114 174V173H113ZM124 174V173H123ZM128 174V173H127ZM152 174V173H151ZM189 174V173H188ZM187 174V175H188ZM231 173H229V175H230ZM32 175V174H31ZM86 175V174H85ZM115 175V174H114ZM138 175H139V173H138ZM144 175H146V174H144ZM147 175H148V173H147ZM153 175V174H152ZM239 175V174H238ZM252 175V174H251ZM251 175H250V177H251ZM5 176V175H4ZM25 176H27V174L25 175ZM35 176V175H34ZM72 176V175H71ZM80 176V175H79ZM89 176V175H88ZM196 176V175H195ZM28 177V176H27ZM26 177V178H27ZM102 177V176H101ZM144 177V176H143ZM147 177V176H146ZM151 177V176H150ZM163 177H166V176H163ZM205 177V176H204ZM229 177V176H228ZM12 178H13V176H12ZM11 178V179H12ZM68 178H70L69 176H68ZM76 177L74 176V179H75ZM82 178H85V177H83L82 176ZM108 178V177H107ZM130 178H131V176H130ZM172 178V177H171ZM192 178V177H191ZM215 178V177H214ZM78 179V178H77ZM104 179V178H103ZM116 179V178H115ZM146 179H148V178H146ZM155 179V178H154ZM160 179V178H159ZM167 178H165V180H166ZM185 179V178H184ZM32 180V179H31ZM41 180V179H40ZM79 180V179H78ZM131 180V179H130ZM150 180V179H149ZM170 180V179H169ZM175 180V179H174ZM173 180V181H174ZM188 180H190V179H188ZM18 181V180H17ZM83 181V180H82ZM81 181V182H82ZM96 180H94V182H95ZM108 181V180H107ZM113 181V180H112ZM154 181V180H153ZM210 181V180H209ZM234 181H235V185H237L236 187H232V191H234V192H232V194H233V196L235 197V199H238L239 201H240V203H242V205H240V203H239V206H237V205H235V206H237V207H233L234 209L232 210V212L230 213V215L229 216H227L225 219H223V222H222V224L224 225V224H227V225H229V226H231L232 228H233V230L236 232V233H234L236 236H235V240L237 241V243H238V245L240 246V247H242V248H244V249H250L249 247H257V246H259V247H264V214L262 215V216H252V215H248V214H246V213H243V209H247V207H255V206H257V207H262V206H264V203L260 200V198H259V196L261 195V194H263L262 196H264V174H262L261 172H259L258 174H256V176L255 177H253L252 179H250V180H240V178L238 179V178H233V183H234ZM70 182V181H69ZM97 182V181H96ZM104 182V181H103ZM110 182V181H109ZM129 182V181H128ZM148 182H150V181H148ZM156 182H158V181H156ZM155 182V183H156ZM168 182H170V181H168ZM179 182V181H178ZM184 181H182V183H183ZM228 182H232V178L231 179H229L228 180ZM27 183H29V181H27ZM40 183V182H39ZM84 183V182H83ZM118 183V182H117ZM121 183V182H120ZM158 183H160V182H158ZM75 184V183H74ZM78 184V183H77ZM95 184V183H94ZM101 184V183H100ZM131 184V183H130ZM178 184V183H177ZM184 184H186V183H184ZM190 184V183H189ZM209 184V183H208ZM8 186H9V184H7ZM82 185V184H81ZM80 185V186H81ZM105 185H108V183L107 184H105ZM133 184H131L130 186H132ZM155 185V184H154ZM174 185V184H173ZM197 185V184H196ZM233 185V184H232ZM11 186V185H10ZM5 187L7 190H8V188H11V187ZM101 186H102V184H101ZM100 186V187H101ZM129 186V187H130ZM153 186V185H152ZM159 186V185H158ZM180 186V185H179ZM185 186V185H184ZM202 186V185H201ZM207 186V185H206ZM2 187V186H1ZM0 187V188H1ZM103 187V186H102ZM129 187H127V188H129ZM150 187V186H149ZM200 187V186H199ZM17 188V187H16ZM20 188V187H19ZM19 188L17 189V190H19ZM93 188V187H92ZM121 188V187H120ZM133 188H134V186H133ZM132 188V189H133ZM143 188V187H142ZM164 188V187H163ZM167 188V187H166ZM168 188H170V187H168ZM184 188V187H183ZM202 188V187H201ZM2 190H4L3 189V187L1 188ZM0 189V190H1ZM24 189V188H23ZM22 189V190H23ZM143 189H145V188H143ZM147 189V188H146ZM149 189V188H148ZM147 189V190H148ZM156 189V188H155ZM204 189V188H203ZM209 189V188H208ZM207 189V190H208ZM213 189V188H212ZM11 190H13V188L11 189ZM10 190V192H13V191H11ZM52 190V189H51ZM142 190V189H141ZM160 190V189H159ZM192 190V189H191ZM205 190V189H204ZM206 190V191H207ZM4 191H6V190H4ZM107 191V190H106ZM127 191V190H126ZM144 191V190H143ZM167 191V190H166ZM183 191V190H182ZM187 191V190H186ZM193 191V190H192ZM199 191V190H198ZM82 192V191H81ZM100 192H101V190H100ZM104 192V191H103ZM145 192H146V190H145ZM168 192V191H167ZM172 192V191H171ZM177 192V191H176ZM175 192V193H176ZM181 192V191H180ZM208 192V191H207ZM213 192V191H212ZM211 192V193H212ZM220 192V191H219ZM17 193H18V191H17ZM20 193H22V192H20ZM26 193V192H25ZM78 193V192H77ZM87 192H85V194H86ZM90 193V192H89ZM92 193V192H91ZM91 193L90 194H88V195H90L91 196ZM97 193V192H96ZM110 193H111V191H110ZM156 193V192H155ZM174 193V194H175ZM178 193V192H177ZM183 193V192H182ZM195 193V192H194ZM197 193V192H196ZM199 193V192H198ZM211 193H209V194H211ZM217 193V192H216ZM230 193V192H229ZM26 194H28V193H26ZM31 193H29V195H30ZM133 194V193H132ZM137 194H138V192H137ZM157 194H158V192H157ZM160 194V193H159ZM190 194H192V193H190ZM213 194H215V193H213ZM213 194H212V196H213ZM94 195V194H93ZM98 195V194H97ZM97 195H94L95 197L97 196ZM120 195V194H119ZM153 195V194H152ZM169 195H171V194H169ZM193 195V194H192ZM199 195H201V194H199ZM198 195V196H199ZM205 195V194H204ZM61 196V195H60ZM83 196H85V195H83ZM107 196V195H106ZM118 196V195H117ZM122 196V195H121ZM136 196V195H135ZM141 196H143V195H141ZM140 196V197H141ZM145 196V195H144ZM157 196V195H156ZM187 196V195H186ZM203 196V195H202ZM215 196V195H214ZM213 196V197H214ZM11 197V196H10ZM94 197V198H95ZM98 197H99V195H98ZM108 197V196H107ZM116 197V196H115ZM147 197V196H146ZM145 197V198H146ZM154 197V196H153ZM152 197V198H153ZM169 197H171V196H169ZM178 197V196H177ZM194 197V196H193ZM37 198V197H36ZM91 198H93L92 196H91ZM91 198L89 197V198H87L86 200H88V199H90L91 200ZM93 198V199H94ZM104 198H105V196H104ZM103 198V199H104ZM149 198V197H148ZM159 198V197H158ZM203 198V197H202ZM48 199V198H47ZM93 199H92V201H93ZM98 199H100V198H98ZM109 199V198H108ZM141 199V198H140ZM155 199H156V197H155ZM223 199H224V197H223ZM262 199V198H261ZM46 200V199H45ZM96 200V198L94 199V201ZM112 200V199H111ZM146 200V199H145ZM168 200V199H167ZM199 200V199H198ZM229 200V199H228ZM263 201H264V199H262ZM54 201H55V199H54ZM98 201H100V200H98ZM98 201H95V206L93 207V208H95L97 205H99V203L97 204V202ZM113 201H115V200H113ZM113 201H111V202H113ZM150 201H151V199H150ZM230 201V200H229ZM259 201V202H258ZM88 202V201H87ZM87 202H84L83 201V204L84 203H87ZM132 202V201H131ZM182 202H184V201H182ZM124 203V202H123ZM128 203V202H127ZM165 203V202H164ZM167 203H169V202H167ZM210 203V202H209ZM220 203V202H219ZM90 204V205H89ZM105 204V203H104ZM151 204V203H150ZM166 204V203H165ZM193 204V203H192ZM191 204V205H192ZM211 204V203H210ZM88 205L89 206H91L92 207V202L91 203H89L88 202ZM108 206H110L109 204H107ZM112 205V204H111ZM121 205H123V204H121ZM155 205V204H154ZM164 205V204H163ZM189 205V204H188ZM215 205V204H214ZM181 206V205H180ZM187 206V205H186ZM213 206V205H212ZM55 207V206H54ZM82 208H84V206L82 205L81 206ZM85 207H88V206H85ZM100 207V206H99ZM102 208H103V206H101ZM148 207V206H147ZM201 207V206H200ZM220 207V206H219ZM65 208H67V207H65ZM90 207H88L87 209H89ZM98 207H96V210H98V209H100V208H98ZM101 208V209H102ZM113 208V207H112ZM120 208V207H119ZM139 208V207H138ZM181 208V207H180ZM190 208V207H189ZM197 208V207H196ZM205 208V207H204ZM214 208V207H213ZM0 209H1V207H0ZM18 208H16V210H17ZM62 209V208H61ZM168 209V208H167ZM166 209V210H167ZM178 209V208H177ZM177 209H175V210H177ZM201 209V208H200ZM255 209V208H254ZM257 209V208H256ZM86 209H84V211H85ZM90 210V209H89ZM95 210V209H94ZM96 210L95 211H93V212H96ZM110 210V209H109ZM109 210H108V212H109ZM121 210V209H120ZM125 210V209H124ZM162 210V209H161ZM186 210V209H185ZM184 210V211H185ZM204 210H206V209H204ZM248 210V209H247ZM250 210H252V209H250ZM263 210H264V208H263ZM21 211H22V209H21ZM111 211H113V210H111ZM126 211V210H125ZM128 211V210H127ZM231 211V210H230ZM30 212V211H29ZM41 212V211H40ZM67 211H65V213H66ZM86 212V211H85ZM88 212V211H87ZM115 212V211H114ZM113 212V213H114ZM119 212V211H118ZM135 212V211H134ZM153 212V211H152ZM182 212V211H181ZM180 212V213H181ZM188 211H186V213H187ZM192 212V211H191ZM214 212V211H213ZM37 213V212H36ZM83 213V212H82ZM89 213V212H88ZM87 213V214H88ZM96 213H98V212H96ZM106 213V212H105ZM121 213V212H120ZM120 213H119V215H120ZM124 213V212H123ZM130 213V212H129ZM138 213V212H137ZM159 213H161V212H159ZM166 213V212H165ZM169 213V212H168ZM204 213V212H203ZM38 214V213H37ZM37 214H35V215H37ZM46 214V213H45ZM56 214V213H55ZM86 214V215H87ZM108 214V213H107ZM132 214V213H131ZM174 214V213H173ZM202 214V213H201ZM43 215V214H42ZM85 215V214H84ZM90 215V214H89ZM98 215H101L100 214V212H99V214ZM109 215H110V213H109ZM114 215V214H113ZM117 215V214H116ZM118 215V216H119ZM124 215H125V213H124ZM190 215V214H189ZM193 215V214H192ZM195 215V214H194ZM259 215V214H258ZM51 216V215H50ZM93 216V215H92ZM97 216V215H96ZM103 216H105V214H103ZM121 216V215H120ZM127 216V215H126ZM142 216V215H141ZM149 216V215H148ZM40 217H42L41 215H40ZM58 217V216H57ZM87 217V216H86ZM117 217V216H116ZM116 217H114V219L116 218ZM123 217V215L121 216V218ZM200 217V216H199ZM10 218V217H9ZM43 218V217H42ZM65 218H66V216H65ZM74 218V217H73ZM89 218V217H88ZM88 218H86V219H88ZM93 218V217H92ZM146 218V217H145ZM155 218H157V217H155ZM185 218V217H184ZM188 218V217H187ZM192 218V217H191ZM14 219V218H13ZM16 219V218H15ZM49 219V218H48ZM56 219V218H55ZM101 219H102V217H101ZM106 219H107V217H106ZM109 219V218H108ZM114 219H113V221H111V220H106L107 222L109 221V223H107V224H110V221L111 222H113V224H114ZM117 219V218H116ZM115 219V220H116ZM118 219H120V217L118 218ZM139 219V218H138ZM137 219V220H138ZM177 219V218H176ZM182 219V218H181ZM5 220V219H4ZM18 220V219H17ZM42 221H43V219H41ZM61 220V219H60ZM85 220V219H84ZM89 220V219H88ZM94 220V219H93ZM105 220V219H104ZM122 220V219H121ZM129 220V219H128ZM127 220V221H128ZM152 220V219H151ZM157 220V219H156ZM168 220V219H167ZM175 220V219H174ZM180 220V219H179ZM184 220V219H183ZM190 220V219H189ZM10 221V220H9ZM39 221V220H38ZM75 221H76V219H75ZM97 221V220H96ZM145 221V220H144ZM154 221V220H153ZM188 221V220H187ZM33 222V221H32ZM54 222V221H53ZM61 222L62 221H60V224H61ZM68 222V221H67ZM79 222H81V221H79ZM91 222H92V220H91ZM95 222V221H94ZM100 222V221H99ZM131 222V221H130ZM192 222V221H191ZM15 223V222H14ZM25 223V222H24ZM44 223H46L47 224V221L45 220V222ZM51 223V222H50ZM54 223H56V222H54ZM53 223V224H54ZM57 223H59V222H57ZM56 223V224H57ZM66 223V221L64 222V224ZM104 223V222H103ZM102 223V224H103ZM118 223H120V222H118ZM123 223H124V221H123ZM123 223H121V224H123ZM127 223H129V221L127 222ZM134 223V222H133ZM136 223V222H135ZM147 223V222H146ZM151 223H152V221H151ZM150 223V224H151ZM174 223V222H173ZM198 223V222H197ZM214 223V222H213ZM39 224V223H38ZM42 224V223H41ZM49 224V223H48ZM67 224V223H66ZM69 224V223H68ZM72 224H75V223H72ZM80 224V223H79ZM117 223H115L114 224V226L116 225ZM145 224V223H144ZM143 224V225H144ZM172 224V223H171ZM176 224V223H175ZM45 225V224H44ZM50 225V224H49ZM49 225H48V227H49ZM106 224H104V226H103V228H105L106 226H105ZM119 225V224H118ZM125 225V224H124ZM135 225V224H134ZM133 225V226H134ZM173 225V224H172ZM186 225V224H185ZM198 225V224H197ZM23 226V225H22ZM25 226V225H24ZM53 226V225H52ZM54 226H58V225H54ZM60 226H62V225H60ZM60 226L58 227V228H60ZM74 226V225H73ZM108 226H110V225H108ZM117 226V225H116ZM130 226V225H129ZM141 226V225H140ZM12 227V226H11ZM35 227V226H34ZM65 228L67 227V226H64ZM111 227H112V224H111ZM119 227L121 228L122 226L121 225H119ZM137 227V226H136ZM25 228V227H24ZM30 228V227H29ZM32 228V227H31ZM56 228V227H55ZM62 228V227H61ZM78 228V227H77ZM84 228V227H83ZM107 228H109V227H107ZM107 228H105V229H107ZM142 228H144V227H142ZM171 228H173V227H171ZM183 228V227H182ZM202 228H203V226H202ZM211 228V227H210ZM9 229V228H8ZM53 229V228H52ZM72 229H75V228H72ZM89 229V228H88ZM94 229V228H93ZM104 229V230H105ZM110 229V228H109ZM112 229H114V228H112ZM111 229V230H112ZM121 229H123V228H121ZM136 229V228H135ZM154 229V228H153ZM181 229V228H180ZM189 229L190 228H187V230L189 231ZM231 229V228H230ZM56 231H58L57 230V228L55 229ZM78 230H83L82 229V225H81V228L79 229L78 228ZM89 230H91V229H89ZM88 230V231H89ZM115 230H118V229H116V227H115ZM130 230V229H129ZM143 230V229H142ZM141 230V231H142ZM169 230V229H168ZM185 230V229H184ZM205 230V229H204ZM219 230V229H218ZM29 231V230H28ZM31 231V230H30ZM48 230L46 229V232H47ZM67 231H69L68 230V228H67ZM75 231V233H76V231H77V229L76 230H74ZM74 231H70L71 233H73ZM102 231V230H101ZM107 232L106 233H108L110 230H106ZM119 231V230H118ZM123 231H124V229H123ZM154 231V230H153ZM165 231V230H164ZM187 231V232H188ZM193 231V230H192ZM192 231H191V233H192ZM22 232V231H21ZM24 232V231H23ZM37 232V231H36ZM42 232V231H41ZM45 232V233H46ZM51 232V231H50ZM55 232V231H54ZM82 232H84V230L82 231ZM82 232H79V234L80 233H82ZM111 232V231H110ZM113 232V231H112ZM111 232V233H112ZM115 232V231H114ZM128 232H130V231H128ZM127 232V233H128ZM133 232V231H132ZM131 232V233H132ZM179 232V231H178ZM178 232H175V233H178ZM190 232V231H189ZM194 232V231H193ZM213 232V231H212ZM221 232V231H220ZM231 232V231H230ZM60 233V232H59ZM58 233V234H59ZM70 233V234H71ZM87 233V232H86ZM105 233V234H106ZM110 233V234H111ZM116 233V232H115ZM139 233V232H138ZM138 233H135V234H133V235H138ZM154 233V232H153ZM163 233V232H162ZM173 233V232H172ZM202 233H204V232H202ZM17 234V233H16ZM23 234V233H22ZM32 234V233H31ZM52 234V233H51ZM69 234V235H70ZM83 234V233H82ZM118 234V233H117ZM124 234V233H123ZM125 234H126V232H125ZM129 234V233H128ZM146 234V233H145ZM161 234V233H160ZM167 234V233H166ZM210 234V233H209ZM220 234V233H219ZM228 234V233H227ZM1 235V234H0ZM54 235V234H53ZM76 235H77V233H76ZM108 236H109V234H107ZM116 235V234H115ZM120 235V234H119ZM131 235V234H130ZM143 235V234H142ZM155 235V234H154ZM16 236V235H15ZM18 236V235H17ZM33 236V235H32ZM52 236V235H51ZM64 236V235H63ZM71 236V235H70ZM74 236H75V234H74ZM85 236V235H84ZM83 236V237H84ZM87 236V235H86ZM92 236V235H91ZM114 236V235H113ZM112 236V237H113ZM117 236V235H116ZM126 236H127V234H126ZM171 236V235H170ZM202 236V235H201ZM38 237V236H37ZM36 237V238H37ZM48 237V236H47ZM50 237V236H49ZM53 237V236H52ZM51 237V238H52ZM90 236L88 235V238H89ZM105 237V236H104ZM111 237V238H112ZM123 238H124V235L122 236ZM142 237L143 236H141V238H140V240H139V244H140V242H141V240H142ZM149 237V236H148ZM158 237V236H157ZM198 237V236H197ZM13 238V237H12ZM11 238V239H12ZM20 238V237H19ZM40 238V237H39ZM57 238V237H56ZM55 238V239H56ZM72 238V237H71ZM74 238V240H75V237H73ZM80 238H82L81 237V235H80ZM107 238V237H106ZM109 238V237H108ZM117 238H118V236H117ZM117 238H115V239H117ZM131 238H133L132 236H131ZM135 238V237H134ZM133 238V239H134ZM138 238V239H139ZM166 238V237H165ZM170 238V237H169ZM168 238V239H169ZM184 238H186V236L184 237ZM199 238V237H198ZM17 239H18V237H17ZM35 239V238H34ZM38 239V238H37ZM46 239V238H45ZM64 239V238H63ZM68 239V238H67ZM83 239V238H82ZM84 239H86V238H84ZM83 239V240H84ZM120 239H122L121 237H120ZM171 239H173L172 237H171ZM191 239V238H190ZM195 239V238H194ZM201 239V238H200ZM223 239V238H222ZM225 239H227V238H225ZM224 239V240H225ZM54 240V239H53ZM81 240V239H80ZM88 240H90L91 241V238L90 239H88ZM87 240V241H88ZM110 240V239H109ZM130 240V239H129ZM128 240V241H129ZM136 240V239H135ZM145 240V239H144ZM202 240V239H201ZM205 240V239H204ZM209 240V239H208ZM218 240V239H217ZM50 241V240H49ZM58 241V240H57ZM87 241H85V242H87ZM89 241V242H90ZM106 241H108L107 239H106ZM105 241V242H106ZM111 241V240H110ZM117 241H118V239H117ZM119 241H121V240H119ZM118 241V242H119ZM125 240H123V242H124ZM127 241V240H126ZM146 241V240H145ZM166 241H167V238H166ZM216 241V240H215ZM228 241V240H227ZM25 242V241H24ZM37 242V241H36ZM64 242V241H63ZM71 242V241H70ZM75 242V241H74ZM76 242H79L78 241V239H77V241ZM75 242V243H76ZM130 242V241H129ZM134 242V241H133ZM137 242V241H136ZM135 242V244H137ZM150 242H152V241H150ZM183 242V241H182ZM203 242V241H202ZM205 242V241H204ZM221 242V241H220ZM28 243V246L30 247L31 246V243L30 242H27ZM58 243H59V241H58ZM67 243V242H66ZM65 243V244H66ZM72 243V242H71ZM71 243L69 244V245H71ZM74 243V244H75ZM82 243L84 244V242L82 241ZM81 243V244H82ZM107 243V242H106ZM108 243H111V242H109L108 241ZM107 243V244H108ZM122 243V242H121ZM120 243V244H121ZM125 243V242H124ZM167 243V242H166ZM165 243V244H166ZM170 243V242H169ZM211 243V242H210ZM218 243V242H217ZM227 243V242H226ZM19 244V243H18ZM17 244V245H18ZM22 244V243H21ZM25 244V243H24ZM53 244V243H52ZM57 244V243H56ZM56 244H54V245H56ZM64 244V243H63ZM62 244V245H63ZM85 244H87V243H85ZM118 244V243H117ZM135 244H128L126 247V249H127V253L128 254H130V255H132L133 256V258L135 259V260H137L138 262H143V259H145L146 260V257H148V256H150V252L152 251V249H153V247H147L146 248V250H142L141 248H139V249H141V251L140 250H138L135 246ZM146 244V243H145ZM147 244H148V242H147ZM153 244V243H152ZM175 244V243H174ZM182 244V243H181ZM192 244H195V243H193L192 242ZM214 244V243H213ZM212 244V245H213ZM228 244H229V242H228ZM234 244V243H233ZM33 245V244H32ZM36 245V244H35ZM59 245V244H58ZM108 245H112V244H108ZM135 245V246H134ZM138 245V244H137ZM187 245H188V243H187ZM186 245V246H187ZM196 245V244H195ZM200 245V244H199ZM202 245V244H201ZM211 245V246H212ZM217 245V244H216ZM223 245H224V243H223ZM12 246V245H11ZM20 246V245H19ZM77 246V245H76ZM76 246H74L75 248H76ZM79 246L81 247V245H78V248H79ZM82 246H84V245H82ZM91 246H93V244L91 245ZM114 246V245H113ZM122 246V245H121ZM124 246V245H123ZM148 246V245H147ZM169 246V245H168ZM185 246V245H184ZM184 246H183V248H184ZM190 246V245H189ZM194 246V245H193ZM192 246V247H193ZM196 246H198V245H196ZM203 246H205V245H203ZM26 247V246H25ZM45 247V246H44ZM53 247H55V246H53ZM58 247V246H57ZM61 247V246H60ZM73 247V246H72ZM73 247V248H74ZM111 247V246H110ZM145 247V246H144ZM158 247V246H157ZM171 247V246H170ZM191 247V246H190ZM235 247V246H234ZM258 247V248H259ZM56 248V247H55ZM74 248V249H75ZM117 247H115V248H113V249H116ZM123 248V247H122ZM168 248V247H167ZM173 248V247H172ZM186 248V247H185ZM188 248V247H187ZM207 248V247H206ZM231 248V247H230ZM9 249V248H8ZM38 249V248H37ZM57 249H59V248H57ZM61 249V248H60ZM66 249V248H65ZM64 249V250H65ZM71 249V248H70ZM92 249V248H91ZM99 249V248H98ZM97 249V250H98ZM118 249H119V247H118ZM118 249H117V251H118ZM125 249V248H124ZM176 250H178L177 248H175ZM193 249H196V248H194L193 247ZM204 249V248H203ZM214 249V248H213ZM12 250V249H11ZM40 250V249H39ZM63 250V249H62ZM72 250V249H71ZM76 250V249H75ZM85 250V249H84ZM109 250H111V249H109ZM122 250V249H121ZM157 250H162V249H157ZM173 250V249H172ZM199 250V249H198ZM208 250V249H207ZM207 250H206V252H207ZM68 251V250H67ZM112 251H114V250H112ZM123 251V250H122ZM122 251H120V252H122ZM125 251V250H124ZM123 251V253H125ZM154 251H156V250H154ZM182 251H185V250H182ZM193 251V250H192ZM213 251V250H212ZM237 251V250H236ZM80 252V251H79ZM83 252V251H82ZM179 252V251H178ZM187 252H188V250H187ZM195 252V251H194ZM223 252V251H222ZM250 252V251H249ZM81 253V252H80ZM104 253V252H103ZM119 253V252H118ZM118 253L116 254V255H118ZM157 253H158V251H157ZM157 253H156V255H157ZM191 253V252H190ZM205 252H203L202 254H204ZM212 253V252H211ZM256 253V252H255ZM259 253V252H258ZM262 253H264V252H262ZM82 254V253H81ZM86 254H87V252H86ZM114 254V253H113ZM172 253H170V255H171ZM176 254V253H175ZM183 254V253H182ZM213 254V253H212ZM225 254V253H224ZM260 254V253H259ZM111 255V254H110ZM124 255H126V256H128L127 254H123V256ZM152 255V254H151ZM155 255V254H154ZM177 255V254H176ZM187 255V254H186ZM199 255V254H198ZM200 255H201V253H200ZM233 255V254H232ZM256 255V254H255ZM96 256H98V255H96ZM106 256V255H105ZM123 256H121V258L123 257ZM162 256H163V253H162ZM162 256H161V258H162ZM173 256V255H172ZM190 256V255H189ZM194 256V255H193ZM216 256V255H215ZM237 256V255H236ZM115 257H117V256H115ZM125 257V256H124ZM129 257H131V256H129ZM145 257V258H144ZM164 257V256H163ZM166 257V256H165ZM174 257H175V255H174ZM181 257V256H180ZM198 257V256H197ZM219 257V256H218ZM224 256H222V258H223ZM114 258V257H113ZM132 258V259H133ZM177 258V257H176ZM184 258V257H183ZM187 257H185V259H186ZM192 258V257H191ZM195 258H196V256H195ZM206 259H208L207 257H205ZM226 258V257H225ZM234 258V257H233ZM240 258H241V255H240ZM239 258V259H240ZM258 258V257H257ZM96 259V258H95ZM100 259H101V257H100ZM115 259V258H114ZM119 259V258H118ZM125 259L126 258H124L123 259V261L125 262ZM131 259V260H132ZM157 259H158V256H157ZM190 259V258H189ZM210 259V258H209ZM229 259V258H228ZM236 259V258H235ZM242 259H244V258H242ZM103 260V263L102 264H104V259H102ZM101 260V261H102ZM122 260V259H121ZM148 260V259H147ZM152 260V259H151ZM183 260V259H182ZM205 260V259H204ZM214 260H215V258H214ZM219 260V259H218ZM106 261H107V259H106ZM109 261V260H108ZM114 261V260H113ZM118 261V260H117ZM116 261V262H117ZM123 261H122V263H123ZM128 261V260H127ZM157 261V260H156ZM161 261V260H160ZM165 261H167V260H165ZM190 261H191V259H190ZM202 261V260H201ZM224 261H226V260H224ZM229 261V260H228ZM230 261H231V259H230ZM263 261V260H262ZM129 262V261H128ZM151 262H153V261H151ZM223 262V261H222ZM97 263H98V261H97ZM118 263H119V261H118ZM117 263V264H118ZM132 263V262H131ZM145 263V262H144ZM157 263H159V262H157ZM164 263V262H163ZM208 263V262H207ZM217 263V262H216ZM220 263V262H219ZM240 263V262H239ZM99 264V263H98ZM111 264V263H110ZM133 264V263H132ZM161 264V263H160ZM169 264V263H168ZM212 264V263H211ZM215 264V263H214ZM218 264V263H217ZM232 264V263H231ZM237 264V263H236ZM253 264V263H252Z\"/></svg>", "mask_w": 264, "mask_h": 264}, {"label": "water", "instance_id": "water-1", "mask_svg": "<svg viewBox=\"0 0 264 264\" xmlns=\"http://www.w3.org/2000/svg\"><path fill=\"white\" fill-rule=\"evenodd\" d=\"M120 31H123L122 30V27L119 29V32ZM118 61H119V63H120V65H121V67L123 68V70L125 71V78H126V80H129L130 79V77H129V75L126 73V68H125V66L123 65V63H122V61H121V58H120V56L118 55ZM133 94V93H132ZM133 96L134 97H136L137 99H140L139 97H138V95H136V94H133ZM143 101H145L147 104H149L154 110H156V115H158L159 117H161V119L163 118L164 119V121H166V122H164L163 120H162V125H170L171 126V128H173V129H177V130H183V126H182V124H181V120L178 118V117H176V116H174V115H171V114H169L166 110H164V109H162V108H159L158 106H155L150 100H143ZM166 117V118H165ZM168 123V124H167Z\"/></svg>", "mask_w": 264, "mask_h": 264}, {"label": "trees", "instance_id": "trees-1", "mask_svg": "<svg viewBox=\"0 0 264 264\" xmlns=\"http://www.w3.org/2000/svg\"><path fill=\"white\" fill-rule=\"evenodd\" d=\"M253 86V84H251V85H248V87H247V90H248V92H247V94L249 93V91L251 90V87Z\"/></svg>", "mask_w": 264, "mask_h": 264}]
</instances>
